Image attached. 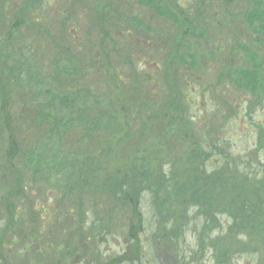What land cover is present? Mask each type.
I'll use <instances>...</instances> for the list:
<instances>
[{"label":"rangeland","instance_id":"rangeland-1","mask_svg":"<svg viewBox=\"0 0 264 264\" xmlns=\"http://www.w3.org/2000/svg\"><path fill=\"white\" fill-rule=\"evenodd\" d=\"M257 2L0 0L4 116L16 108L0 120L31 126L16 150L13 136H0V264H24L9 247L26 251L27 238L38 233L48 234L44 245L51 243L65 211L80 216L83 238L93 228L100 232L90 254L74 264H264V34L247 23ZM259 5L264 12V0ZM253 70L259 81L252 92L237 78ZM97 117L102 129L93 125ZM177 129L191 141L185 151L172 134ZM54 137L64 139L67 153L82 144L72 151L78 164L98 170L85 173L93 187L84 192L82 209L77 199L60 206L64 181L32 160ZM198 143L202 150L194 155ZM54 144L53 150L60 147ZM6 150L15 157L11 171ZM186 169L188 180L208 187V198L217 181H234L255 195V210L244 193L243 202L228 208L220 197L215 206L200 202L193 196L198 186L174 191L175 182L187 181ZM115 180L121 198L113 197ZM162 184L171 187L169 196L157 194ZM46 209L53 219L41 216ZM29 210L36 219L22 228L17 215ZM65 240L55 243H74ZM42 251L25 256L28 264L56 260Z\"/></svg>","mask_w":264,"mask_h":264},{"label":"trees","instance_id":"trees-1","mask_svg":"<svg viewBox=\"0 0 264 264\" xmlns=\"http://www.w3.org/2000/svg\"><path fill=\"white\" fill-rule=\"evenodd\" d=\"M262 1L263 0H258V2H257L258 3L257 4L258 9L255 10V12H253V14L250 15V18H248V21H247L250 30L255 29L256 32L259 34H264V12L261 11L259 8V6H260L259 4H261ZM100 2H101V0H100ZM96 6H97V8L102 7V6H99L98 4H96ZM102 22L104 23V22H106V20H104ZM259 67H260V65H259ZM259 70L260 69L258 68V71ZM243 74L244 75H242V76L238 75V78H240L241 81L237 78V84L239 83L240 86H244L246 88L248 87L250 90H252V92L255 91L257 89V85H258V81H259V76L257 75L258 74L257 70L247 71V72H244ZM29 96L31 97L30 94H29ZM1 103H2V101H1V97H0V119L6 120L8 118H11L12 113H14V111L12 112V110L13 109L15 110L16 108L15 107L12 108L10 116L7 117V116H4V109H3V106L1 105ZM144 106L146 107L145 109L152 111V108H150L148 102L145 103ZM157 110H159V109L157 108ZM31 112L33 114L31 119L34 120L35 119L34 115H36V114L34 113L33 110H31ZM28 113H29V111L27 112V114ZM165 114L168 116V113H165ZM5 115H6V113H5ZM163 117H165V116H163ZM97 118H99V117H97ZM97 118H96V120H94V123H96V124H93V125H96L100 129H102L104 127V124L101 121V118H99V119H97ZM147 118H149V117H147ZM1 120H0V122H1L0 123V136H2V138L5 137L6 140H9V141H12L11 139L13 136L14 140H17L15 143L14 149L16 150V146H18L19 148H22L21 143H23L24 141L21 139V134L30 133L31 126L30 125H24L23 123H25V121L24 122L18 121L17 125H13V124L8 123V124H10L11 127L10 126L7 127L6 123L2 122ZM189 121H192V120L189 119ZM32 123H33V121H32ZM33 124H35V123H33ZM93 125H91L90 128ZM24 128H26L25 132L23 131ZM5 130H6L7 135L5 134ZM46 130L47 129H44L43 132H46ZM175 130H176V128H175ZM175 130L172 131V134L174 133V136L176 137V139L178 141L177 147L180 146L185 151L189 147V144H191V141L189 140L188 134L187 135L184 134L180 129H177V132H175ZM53 131H55V133H56V130H53ZM82 134H85V132L83 131ZM8 136H10V137H8ZM179 136H181L183 138H180ZM87 139L92 140L94 138L87 136ZM84 140H85V138H84ZM63 141H64V139H58L57 137H54L51 142L44 145V148L40 152H36V153H39L40 156L35 155L32 157V160L41 165V166L37 167L38 169H42V170L49 169V171L55 170L57 173H59L58 176L60 177V179H59L60 182L63 183V181H64V184L66 186H64V188H63L64 193L59 195V198L62 200V201L59 200L60 206L64 207V205L67 203L72 204V202L77 199V204H75V205L81 204L82 205L81 209H82L83 203H81V202L83 199H85L84 198L85 197L84 192L87 191L88 188L93 187L92 182L87 181L85 179V177H86L85 173L86 172H96L98 170H94L95 168H92V163H90L89 165L87 164L86 166H85V164L82 166H80L78 164L80 162V160L77 159L76 155H74V153L72 151L81 150L82 144L79 143V144L72 145L71 151H69L67 153L66 148H65V150L63 149L64 146L67 147V145L63 144L64 143ZM55 142H59L60 147L53 150L54 146H56L54 144ZM1 145L4 147V150H5L6 145L4 144V142ZM30 150L31 149H28V151H30ZM200 150H202V146H201V143H198V150H196V152H193V154L198 155ZM6 151H4V154H3V161L5 164H7L6 170L11 171L12 169L14 170L17 168L16 163L14 162L15 157L13 156V154L10 155V154H8V151L7 152ZM11 151L13 153L15 152L14 150H11ZM43 157L44 158L49 157V158H46V160L49 159L48 162L45 159H43ZM69 159H72V161L69 162ZM142 169L144 170V167ZM143 170H142V173L145 174V172H144L145 170L144 171ZM136 172L134 173L133 178L135 177ZM190 174H191V171L188 172V169L183 171L182 178L184 180H187L184 182L186 184L183 183L182 187H181L180 185H178V182H175L176 184L172 185L174 188V191H180L183 189H187V187L195 188L196 186H198L201 189H200V191H196V193L193 196L199 197L198 200L200 202H202V203L209 202L210 204L215 206L216 205L215 199L220 197L224 201L227 202L228 208L234 207L236 205V204H234L235 201L243 202V199L245 197L246 199L249 198L248 200H250V208L255 210L253 203H251V200L253 201V198L255 195L252 193L246 192L247 190L244 188L238 187L234 181L229 183V184L223 183V180L217 181L216 183L213 184L211 191L208 190V192L211 193L209 198H208V194L206 193L208 187L205 185L203 188L200 185H198L195 178L188 180V176ZM133 178H130V176H128L127 180L129 182H131L133 180ZM7 179L14 181V179L11 177H9ZM118 182H120V181L115 180V190H114V194H113V197H115V198H121V197H118V195L120 193L119 187H118ZM124 182L127 183L125 180H124ZM57 183H59V182H57ZM93 183H94V187H95L94 191L99 190V187L95 186V182H93ZM130 184L137 185V182L132 181ZM119 186H120V184H119ZM15 187H16V185H15ZM157 190H158L157 194L163 193L164 195L168 194V196L171 194L170 193L171 187L166 186L164 184H162L161 186H158ZM149 191H151V190H149ZM152 191H154V190H152ZM199 193H201V194H199ZM243 193H244V197L240 199V197L243 195ZM260 193H262V192H260ZM10 196H11V194L8 195L9 198H11ZM94 196H95V194L92 193V198ZM157 197H159V196H157ZM257 198H259V195H257ZM28 204L33 206L34 202L33 203L29 202ZM248 207H249V205H248ZM28 209L29 208H27V210ZM35 211L36 210H34L33 212H31V210H29V212H19V214L17 216L20 218V221H19L20 227L25 228L27 224L29 225V223L34 224L33 222L35 221L36 216H37V213H35ZM44 211H45L44 214L41 213V216H46V217H48L49 220L53 219L52 213L48 209H46ZM257 211H258V209H257ZM65 213H66V215L61 218L62 221L60 220L62 223L61 227L56 226L58 228L57 229L58 233L56 232L57 236L56 235L51 236V238H54L51 243L47 242L48 244L44 245L43 241L46 242V240H44L43 237L47 236L48 234L38 233L39 237L38 236H32L33 239L27 238L28 244H25V245H28V246L24 247L26 251H16L15 248L11 249V247H9L10 250H8V251L12 252V254L16 253L14 255V260H18V258H19L22 260L21 263L25 264L27 262V264H28V259L25 256L30 255V257L33 258V256L36 253V250H43L42 252L44 253V255H53V256L57 257L56 260H55V258H53L51 260V262H48V264L49 263H51V264H62L65 261L73 260L77 255L79 256V253L81 255L90 254V252H88V248L91 247V244H90L91 240L93 238L98 239L100 232L97 231L98 230L97 228H93L92 231L90 233H88L87 235H85V238H83L82 237L83 232L78 230V227L81 225V222H82L80 219V216H77V217L75 215L72 216V212H70V211H65ZM85 213L87 216H90V214H91L89 212H85ZM110 216L113 217L114 215L111 214ZM111 217H109V215H108L107 218L111 219ZM89 219L92 220V224H94L95 220L90 218V217H89ZM14 220L15 219H11L9 221V223H7L6 228H9L11 226V224H13ZM100 221H101V219H100ZM98 223H99V221H98ZM17 229H19V226ZM13 232L16 233V227H13ZM78 232H80V234ZM59 233H60V235H59ZM77 233H78V235H76ZM60 238H61V243L67 241V240H65V238L66 239H68V238L72 239L74 243L66 242V244H63V245H56L55 239H57V243L59 244ZM74 238L80 239L81 243L80 244L76 243ZM39 243L43 244V247L41 249H40ZM57 246H58V248L64 247L66 249L62 253L61 249L58 251L56 250ZM32 248L35 249L34 250L35 252L33 251ZM2 249H3L2 244H0V256H2ZM4 249H6V248L4 247ZM37 252H39V251H37ZM31 253H33V254H31ZM40 259H42V258L40 257ZM37 260L40 261L38 258H37ZM54 260H55V263H54ZM60 261H61V263H60ZM5 264H7V263H5Z\"/></svg>","mask_w":264,"mask_h":264},{"label":"flooded vegetation","instance_id":"flooded-vegetation-1","mask_svg":"<svg viewBox=\"0 0 264 264\" xmlns=\"http://www.w3.org/2000/svg\"><path fill=\"white\" fill-rule=\"evenodd\" d=\"M78 257H80V256L77 255L73 260L65 261L62 264H74V262L77 261V259H79Z\"/></svg>","mask_w":264,"mask_h":264}]
</instances>
